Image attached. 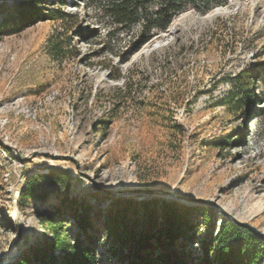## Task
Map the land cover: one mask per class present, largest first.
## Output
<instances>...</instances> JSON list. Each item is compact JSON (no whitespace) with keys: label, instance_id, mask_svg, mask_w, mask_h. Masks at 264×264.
<instances>
[{"label":"rangeland","instance_id":"1","mask_svg":"<svg viewBox=\"0 0 264 264\" xmlns=\"http://www.w3.org/2000/svg\"><path fill=\"white\" fill-rule=\"evenodd\" d=\"M20 1L0 0V264L40 250V214L67 196L108 209L174 193L264 234V0L185 13L136 53L109 44L101 0H38L48 20L4 27ZM56 172L67 185L37 179L45 199L21 208ZM203 256L193 245L188 264Z\"/></svg>","mask_w":264,"mask_h":264},{"label":"trees","instance_id":"2","mask_svg":"<svg viewBox=\"0 0 264 264\" xmlns=\"http://www.w3.org/2000/svg\"><path fill=\"white\" fill-rule=\"evenodd\" d=\"M230 1L101 0L96 9L108 20L109 44L121 40L118 34L123 35L128 50L136 53L155 36L165 33L179 16L189 12L208 15ZM81 2L86 8L90 6V0ZM40 6L38 0H21L15 7L16 17H5L2 25L7 28L13 24L20 31L48 20ZM53 14L52 20H75L69 13ZM51 46L53 55L62 53V45L52 42ZM37 179H47L51 185H67L63 173L37 174L20 194L21 208L30 199H45L46 194L35 188ZM61 204L47 211V215L38 211L42 229L49 234L40 250L10 264H188L193 245L199 243L203 264H264V240L219 217L204 204L118 197L108 209H101L69 196Z\"/></svg>","mask_w":264,"mask_h":264},{"label":"water","instance_id":"3","mask_svg":"<svg viewBox=\"0 0 264 264\" xmlns=\"http://www.w3.org/2000/svg\"><path fill=\"white\" fill-rule=\"evenodd\" d=\"M167 197V199L168 200H176V201H178V202H184V201H186V199H183V198H181V197H178L176 194H174V193H167V195H166ZM199 203H209V201H206V200H199L198 201ZM222 212H224V211H222ZM227 216H230V217H232L231 215H229V214H227V213H225ZM233 223H237V224H239L242 228H245V229H248V230H250V231H252L253 233H255L256 235H258L260 238H262V239H264V234L263 233H261V232H259V231H257L256 229H254L253 227H251L249 224H247V223H242V222H239L238 220H236L235 218H233ZM8 264V263H7Z\"/></svg>","mask_w":264,"mask_h":264},{"label":"bare ground","instance_id":"4","mask_svg":"<svg viewBox=\"0 0 264 264\" xmlns=\"http://www.w3.org/2000/svg\"><path fill=\"white\" fill-rule=\"evenodd\" d=\"M188 16H189V17H193L194 14H193V13H189V14L186 16V18H187Z\"/></svg>","mask_w":264,"mask_h":264}]
</instances>
